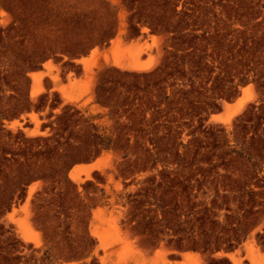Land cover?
I'll list each match as a JSON object with an SVG mask.
<instances>
[{
    "label": "rangeland",
    "instance_id": "rangeland-1",
    "mask_svg": "<svg viewBox=\"0 0 264 264\" xmlns=\"http://www.w3.org/2000/svg\"><path fill=\"white\" fill-rule=\"evenodd\" d=\"M0 264H264V0H0Z\"/></svg>",
    "mask_w": 264,
    "mask_h": 264
},
{
    "label": "bare ground",
    "instance_id": "bare-ground-1",
    "mask_svg": "<svg viewBox=\"0 0 264 264\" xmlns=\"http://www.w3.org/2000/svg\"><path fill=\"white\" fill-rule=\"evenodd\" d=\"M83 60V59H82ZM84 62V61H83ZM135 69H140L141 68H146L147 66L143 65V64H140V63H136L133 65ZM32 78L34 81H37L38 80V75L35 74V73H32L31 74ZM39 93V91H36V95ZM70 101H74L75 99H69ZM244 104H245V100L244 99H241L239 101V103L237 104V107L235 108L234 111H231L230 113L227 114V116L225 117H220L218 115H214L213 116V119L214 120H221L223 122H226V121H229L231 119V117L233 115H235L236 113L240 112L242 110V108L244 107ZM99 162V161H98ZM98 162H96L95 164H92L91 166H87V167H84V166H79V165H76L74 166L71 170H70V175L71 176H76L80 171H85L88 173V171L96 166H98Z\"/></svg>",
    "mask_w": 264,
    "mask_h": 264
},
{
    "label": "crops",
    "instance_id": "crops-1",
    "mask_svg": "<svg viewBox=\"0 0 264 264\" xmlns=\"http://www.w3.org/2000/svg\"><path fill=\"white\" fill-rule=\"evenodd\" d=\"M96 163V161L95 162H93V163H89L87 166H91L92 164H95Z\"/></svg>",
    "mask_w": 264,
    "mask_h": 264
}]
</instances>
